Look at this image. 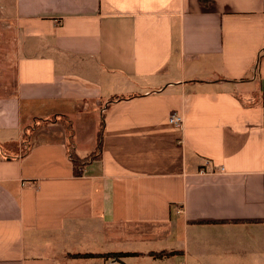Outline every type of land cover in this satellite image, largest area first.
<instances>
[{
    "label": "crops",
    "instance_id": "crops-1",
    "mask_svg": "<svg viewBox=\"0 0 264 264\" xmlns=\"http://www.w3.org/2000/svg\"><path fill=\"white\" fill-rule=\"evenodd\" d=\"M3 29L0 264H264V0H0Z\"/></svg>",
    "mask_w": 264,
    "mask_h": 264
},
{
    "label": "rangeland",
    "instance_id": "rangeland-1",
    "mask_svg": "<svg viewBox=\"0 0 264 264\" xmlns=\"http://www.w3.org/2000/svg\"><path fill=\"white\" fill-rule=\"evenodd\" d=\"M223 10L231 9L228 6L222 7ZM235 8L232 7L231 10ZM0 98L9 97L14 92V71L15 66L12 60V30H0ZM89 125V123L87 124ZM72 131H78V122L75 121ZM84 134V133H83ZM83 134L77 133V137L84 138Z\"/></svg>",
    "mask_w": 264,
    "mask_h": 264
},
{
    "label": "trees",
    "instance_id": "trees-1",
    "mask_svg": "<svg viewBox=\"0 0 264 264\" xmlns=\"http://www.w3.org/2000/svg\"><path fill=\"white\" fill-rule=\"evenodd\" d=\"M102 116H103V114H102ZM101 126H102V124H101ZM100 136H101V134L98 135V142L99 143H98L97 152H96L95 155L87 157L84 160H80L79 158H77L72 153V151H70L69 156H70L71 162H72V164L74 166V173H75L76 176H79L81 174V170H82V167L84 165H86L88 162H90L91 159H94V158H96L98 156L99 151H100ZM170 254H172V253L167 254V253L161 252V253H152L151 256L154 257V258H162V257H165L166 255H170ZM126 255H128V254H126ZM121 256H122V254H110V255H107L106 257H121Z\"/></svg>",
    "mask_w": 264,
    "mask_h": 264
},
{
    "label": "built area",
    "instance_id": "built-area-1",
    "mask_svg": "<svg viewBox=\"0 0 264 264\" xmlns=\"http://www.w3.org/2000/svg\"><path fill=\"white\" fill-rule=\"evenodd\" d=\"M167 121L170 125L176 128H181L183 124V117L176 112H171L167 118ZM218 171L223 172V168H220Z\"/></svg>",
    "mask_w": 264,
    "mask_h": 264
}]
</instances>
